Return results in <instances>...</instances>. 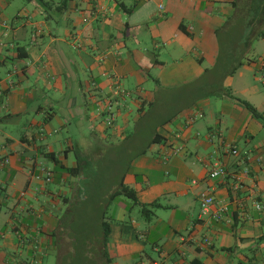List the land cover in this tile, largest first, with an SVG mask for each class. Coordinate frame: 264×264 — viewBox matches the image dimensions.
<instances>
[{
    "label": "crops",
    "instance_id": "obj_1",
    "mask_svg": "<svg viewBox=\"0 0 264 264\" xmlns=\"http://www.w3.org/2000/svg\"><path fill=\"white\" fill-rule=\"evenodd\" d=\"M260 83L264 0H0V264H264ZM132 120L162 141L136 148ZM91 137L124 145L106 183L158 204L147 219L107 197V237L102 220L73 229L64 192L30 190L39 165L51 171L41 157L97 168ZM218 163L228 175L211 179ZM83 179L60 177L72 203ZM203 194L220 220L201 216Z\"/></svg>",
    "mask_w": 264,
    "mask_h": 264
},
{
    "label": "trees",
    "instance_id": "obj_2",
    "mask_svg": "<svg viewBox=\"0 0 264 264\" xmlns=\"http://www.w3.org/2000/svg\"><path fill=\"white\" fill-rule=\"evenodd\" d=\"M237 69L238 66H236L232 72L226 74L225 77L229 75H234ZM222 80H223V76H222ZM241 103L255 117H261V114L250 103L243 100H241ZM162 139L163 138L159 134H155V136L150 138L149 141L147 142V148L153 144L160 143ZM232 149L234 148H231V150ZM48 156L50 155L48 154L47 157ZM233 157H238V156H233ZM101 166H102L101 163H98L97 168H86V169H83L81 167L65 168L64 166H61L63 172L68 173L73 177L76 178H78L79 176L84 177V179L81 182L78 181L79 188L81 189V201L76 200L75 202H73L74 204L73 205L71 204V206L69 207L72 210L73 217L75 216L76 218L79 215L78 211L74 210L75 206L77 205L80 206V212L83 209L87 210L88 214H93L91 217L93 224H95L97 220H102L101 225L104 230V235L105 237H107L110 229H109V224L104 221V217L106 215V203L108 202L105 199L107 197H110V199H114L119 196H125L131 199L135 205L141 208L142 214L145 217L147 216V214H149L147 216V219H150L153 210L158 206V204L141 203L137 198L136 192L132 188L126 186L123 182V179L120 181L118 185L107 184L106 183L107 177L109 178L112 175L116 176V170H112ZM49 172L51 173V171ZM227 175H228V171H227Z\"/></svg>",
    "mask_w": 264,
    "mask_h": 264
},
{
    "label": "rangeland",
    "instance_id": "obj_3",
    "mask_svg": "<svg viewBox=\"0 0 264 264\" xmlns=\"http://www.w3.org/2000/svg\"><path fill=\"white\" fill-rule=\"evenodd\" d=\"M260 85H261L262 88L264 87V83H262V84L260 83ZM222 86H223V83H222ZM130 118L132 119V116ZM136 127L138 128V133L136 134V132H135V134H136L135 137H137V139H136V140H138L137 144H139L136 148H141L143 146H146L147 142L149 141L150 136H151V134L154 131V124L152 122H149V121H142V122H139V123L136 124L132 120L131 121V128H133V129L131 130V133H129V134H132ZM89 139H91V140H88V141H90V142L92 141L94 147L97 146V147H100V148H103V147L105 148V152L103 153L104 154L103 157H101L98 160V163L100 161H102L101 162V165H102L101 167H105V168L110 166V164H108V162L110 161L109 160L110 159V155H112V154L115 155V152L118 150V148H121V147L124 146V145L123 146L120 145V146H118V148L117 147H113L112 146L113 142L107 143L106 140H104V139L101 140L98 137L97 138L91 137ZM101 142L104 143L105 145L101 146ZM114 143H116V142H114ZM106 144H109V145H106ZM111 151H112V154H110ZM76 153H77V150H75L74 152L71 153L70 157H71L72 160H74ZM40 159H41V162H44L48 166H50V170L53 172V173L51 172L53 175H52L51 181H48L47 180V171H45L46 167L43 164L39 165L38 166V173H37L39 175H38L37 178H36V176L34 177L35 184H31L32 186H31L30 190L33 191L35 189V187H37L38 189H40L41 187H46V189L51 190V191H53L55 193H58V191H60V192L62 191V193L64 192L65 195H68V198H70V200L68 202H65L64 200L63 201L61 200L60 202H57V205L55 207H57L58 209H64V208H66V210L70 209L69 207L71 206V204L72 205L74 204V203H72L73 195L71 193L69 184L68 183H64V182H60V177H61V175L63 173V170L61 169V165L58 164V163L52 162L48 158H42L41 157ZM72 160L70 162V165L72 163ZM21 186H22V188H25L26 187V183L23 184V185H18V189ZM29 196L30 195L27 193V195H25L24 199H29V200L33 201V203L36 204V201L32 200ZM127 200L129 202H131V204L133 203L132 200H129V199H127ZM11 203H13V201H10L8 204H11ZM11 207H13V204H12ZM55 207H54V209H56ZM74 210L78 211L79 215L76 218H75V216L74 217L70 216L69 219H67V220L69 221L70 224H72L73 229L76 228L77 231H78L79 228L82 227V230L84 231V229H85L86 232H87L86 234L89 235L90 231L92 230V228L94 226V224L92 223V219H91L93 214H88V211L85 210V209H83L80 212V206H78V205L74 207ZM134 212L136 214H138V213H142V210H141L140 207H135ZM87 262H91V261H88V259L83 258L82 262L78 261V263H75V264H87Z\"/></svg>",
    "mask_w": 264,
    "mask_h": 264
},
{
    "label": "built area",
    "instance_id": "obj_4",
    "mask_svg": "<svg viewBox=\"0 0 264 264\" xmlns=\"http://www.w3.org/2000/svg\"><path fill=\"white\" fill-rule=\"evenodd\" d=\"M180 149H176L175 153H177ZM233 156H239V152L237 149H232L229 151ZM47 171V180L51 181V173L48 170ZM227 176V169L225 167L224 164L222 163H218L210 172L209 177L211 179H220V178H224ZM241 187V181L240 178H236L235 183H234V189L235 190H239ZM24 196V193L22 194ZM213 207H217V211L216 213H214V217L217 220H220L222 217V214L226 211V209L224 208V206H217V202L215 200V198L210 195V194H203L202 198H201V210H200V214L201 216H207L209 214H211V208ZM257 209L260 211L262 210V206L260 204L257 205ZM209 241L206 240V244H208Z\"/></svg>",
    "mask_w": 264,
    "mask_h": 264
}]
</instances>
